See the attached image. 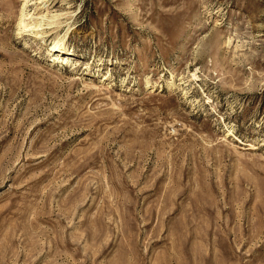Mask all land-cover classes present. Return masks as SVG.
Listing matches in <instances>:
<instances>
[{"label":"rangeland","instance_id":"1","mask_svg":"<svg viewBox=\"0 0 264 264\" xmlns=\"http://www.w3.org/2000/svg\"><path fill=\"white\" fill-rule=\"evenodd\" d=\"M0 264H264V0H0Z\"/></svg>","mask_w":264,"mask_h":264},{"label":"bare ground","instance_id":"2","mask_svg":"<svg viewBox=\"0 0 264 264\" xmlns=\"http://www.w3.org/2000/svg\"><path fill=\"white\" fill-rule=\"evenodd\" d=\"M25 27L24 28H28L30 25H24ZM50 47H52L51 48V50H50V52H52V50H56L57 49V51H58V53L59 54H61V55H63V56H66V55H70L69 53H66L65 52V48H63V47H61V45H59V43H55L54 45H51ZM55 57V61H57L58 59H60L61 57H59V56H54Z\"/></svg>","mask_w":264,"mask_h":264}]
</instances>
